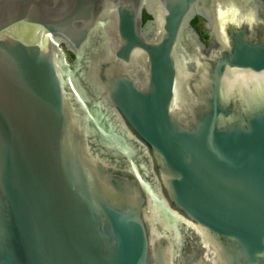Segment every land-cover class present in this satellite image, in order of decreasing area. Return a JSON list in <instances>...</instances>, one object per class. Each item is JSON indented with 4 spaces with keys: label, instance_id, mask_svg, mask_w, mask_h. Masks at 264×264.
<instances>
[{
    "label": "water",
    "instance_id": "1",
    "mask_svg": "<svg viewBox=\"0 0 264 264\" xmlns=\"http://www.w3.org/2000/svg\"><path fill=\"white\" fill-rule=\"evenodd\" d=\"M0 264H264V0H0Z\"/></svg>",
    "mask_w": 264,
    "mask_h": 264
},
{
    "label": "flooded vegetation",
    "instance_id": "2",
    "mask_svg": "<svg viewBox=\"0 0 264 264\" xmlns=\"http://www.w3.org/2000/svg\"><path fill=\"white\" fill-rule=\"evenodd\" d=\"M198 19L197 25L196 27L193 26V22ZM194 21H192L191 26L196 29V31L198 32V34L200 35L201 40L207 45L208 44V36H207V31L205 29V22L197 17ZM150 21V20H148ZM68 59L72 62L73 58L71 56H68Z\"/></svg>",
    "mask_w": 264,
    "mask_h": 264
},
{
    "label": "trees",
    "instance_id": "3",
    "mask_svg": "<svg viewBox=\"0 0 264 264\" xmlns=\"http://www.w3.org/2000/svg\"><path fill=\"white\" fill-rule=\"evenodd\" d=\"M150 20V17H148L147 15H144V22ZM197 22H198V19H196L194 22H193V26L196 27L197 25Z\"/></svg>",
    "mask_w": 264,
    "mask_h": 264
}]
</instances>
